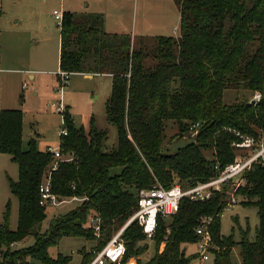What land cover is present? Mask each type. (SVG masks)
Masks as SVG:
<instances>
[{"label":"trees","instance_id":"16d2710c","mask_svg":"<svg viewBox=\"0 0 264 264\" xmlns=\"http://www.w3.org/2000/svg\"><path fill=\"white\" fill-rule=\"evenodd\" d=\"M175 2L181 15L179 34L151 40L155 44L151 50L144 38L136 49L130 35L107 33L100 15L64 13L60 70L68 75L112 76L106 113L108 122L118 129L119 145L106 151L107 132L92 126L87 136L66 108L68 134L61 136L59 150L69 158L53 171V156L39 151L36 141L28 150L22 148V112L1 110L0 153L9 155L19 169L18 180H10L19 214L16 231L9 226L10 209L0 224V264H69L70 257L59 254L53 258L49 253L66 237L97 242L90 252L82 251L81 264H90L95 252L135 213L139 190L156 183L167 189L178 183L188 189L208 182L218 175L217 165L223 170L234 163L237 151L233 144L240 141L234 131L260 137L264 131V0ZM151 58L156 63L147 66ZM226 90L259 92L262 100L225 104ZM168 120L177 124L180 136L190 134L199 123L195 142L166 154L163 143ZM206 152L214 158L209 160ZM46 179L61 201L78 198L82 203L41 230L47 209L40 204V186ZM245 181L236 196L244 197L243 205L258 208L260 224L254 242L245 237L239 243L241 263L264 264V167L255 165ZM228 189L225 186L206 202L184 199L170 220H160L152 242L155 255L139 264H190L198 255L187 256L183 246L199 241L194 230L202 216L215 217L211 228L214 264H235L232 253L238 244L220 233ZM93 216L102 220L100 239L85 228ZM29 237L34 239L32 246L17 248ZM123 239L127 258L150 249L137 223L125 230Z\"/></svg>","mask_w":264,"mask_h":264},{"label":"rangeland","instance_id":"374dc122","mask_svg":"<svg viewBox=\"0 0 264 264\" xmlns=\"http://www.w3.org/2000/svg\"><path fill=\"white\" fill-rule=\"evenodd\" d=\"M85 4L83 0H4L3 2L0 33L3 40L8 43L7 54L13 63L10 68L17 71L0 76L6 77L10 85L6 91L10 99L9 106L13 107V110H20L23 115L22 148L24 150L29 149L32 141H36L37 148L41 152H46L48 148L60 147L64 114L55 111L60 100L68 108L77 128H82L87 136L91 134L92 126L100 132H107L104 149L111 151L118 148V129L108 122L106 113L107 102L112 93V76L103 74L90 79L82 74H71L63 87V93L59 91L61 26L54 12L58 11L62 14L64 10L73 12ZM128 14L129 23H125L121 34L130 35L136 49L139 48V40L142 38L151 50L155 47L151 40L158 37H177L179 34L174 32V28H179L180 20V10L175 0H134ZM167 17L169 21L165 22ZM155 63L156 60L151 58L147 66ZM52 70L55 71L54 74L47 75V72ZM29 75L36 76V80H31ZM252 97L253 94L248 91L226 90L224 103L232 104L250 100ZM178 132L177 124L173 120H168L163 143L166 154H175L179 149L195 142L190 134L180 136ZM260 136L264 141V131ZM205 155L209 160L214 158L210 152H206ZM68 158L64 157V159ZM18 178L17 164L9 155L0 153V224L5 223V214L10 209L9 226L12 231H16L18 227L19 203L11 193L10 180L17 181ZM156 185L161 184L156 183ZM234 199L236 203L223 211L220 233L222 238L232 239L238 244L232 253V260L235 264H242L239 243L245 237L251 242L255 241L260 220L256 206L243 205L245 199L242 196H236ZM81 203V201L68 200L61 204L46 206L47 218L40 225L41 230H46L52 219L67 214ZM146 243L150 249L142 255L143 262L149 261L155 255L154 243L150 241ZM146 243L142 242V245ZM33 244L34 239L29 237L17 248L30 247ZM96 245V241H88L82 237H66L56 247L50 248L49 253L53 258H57L59 254L70 257L69 264H81L82 251L85 249L90 252ZM183 249L187 256L198 253L196 244H185ZM32 263L42 264L37 261ZM190 264H214V258L211 256L210 261L202 262L198 256Z\"/></svg>","mask_w":264,"mask_h":264},{"label":"built area","instance_id":"2783aa9c","mask_svg":"<svg viewBox=\"0 0 264 264\" xmlns=\"http://www.w3.org/2000/svg\"><path fill=\"white\" fill-rule=\"evenodd\" d=\"M54 15L60 22L63 21V14L55 11ZM177 33V30L175 31ZM68 73H60L61 87L60 92L63 93V87L66 84ZM262 100V95L256 92L249 100L250 103L258 104ZM59 114H64L66 107L63 105L62 100L55 108ZM201 125L198 123L191 128L190 137L196 138ZM240 138V141L234 143L233 146L237 151L235 161L233 164L228 165L223 170H220L219 165L215 167L218 175L205 183H199L194 187L184 189L180 184H175L167 189L161 185H154L151 188L141 189L137 193V209L135 213L129 218L126 224L116 232L108 244L101 250H98L95 258L90 264H139L143 260V256H131L127 258L126 245L123 239L125 230L137 223L145 236L146 241L153 242L157 232L160 220L168 221L174 216L184 199L191 202H206L210 200L213 195L218 192L221 193L224 187H229L227 191L228 200L225 210L236 203V191L239 188L245 187V176L251 172L255 165L264 167V141L261 136L255 138L253 136L241 135L234 131ZM61 136L68 134L67 129L64 127L60 132ZM47 151L53 156L55 160L52 170L58 169L59 162L65 161L63 154L58 149L48 148ZM69 161V160H67ZM41 202L43 207L61 204L68 200L61 201L55 194L51 192L50 181L46 179L40 186ZM73 201H81L78 198L71 199ZM223 212L220 214L222 217ZM100 216H93L89 219L86 229H90L96 239H100L102 235ZM215 222L214 216H202L195 228V234L199 237L196 243L198 247L197 255L201 258L202 262L210 261L213 256V250L216 247L213 244L211 228ZM165 244L160 247V252L164 250Z\"/></svg>","mask_w":264,"mask_h":264},{"label":"crops","instance_id":"0c3cea01","mask_svg":"<svg viewBox=\"0 0 264 264\" xmlns=\"http://www.w3.org/2000/svg\"><path fill=\"white\" fill-rule=\"evenodd\" d=\"M86 3L84 6L78 8L76 11L64 10L63 15L66 12L69 13H91L102 16L104 29L109 34H121L123 33V27L125 23H129V14L128 12L131 9V6L134 4V0H83ZM88 1V3L86 2ZM4 0H0V23H2V9H3ZM168 12H170L168 10ZM174 18V14H173ZM57 20V19H56ZM58 21V20H57ZM165 22L169 21V18L164 20ZM19 20L17 21V23ZM181 23V15L179 20V28H174V32L177 30L179 32ZM1 32V30H0ZM8 43L3 40L0 33V74L11 73L13 70V63L7 54ZM59 61H60V44H59ZM58 68V66H57ZM60 68V67H59ZM61 71V70H60ZM55 71H49L48 74H54ZM15 73V72H13ZM18 73V72H17ZM41 73V72H40ZM43 74V73H42ZM44 75V74H43ZM86 78H94L95 74H82ZM88 75H91L88 76ZM30 79L35 81L36 76L29 75ZM10 85L8 79L4 76H0V111L1 110H13L10 105L9 95H6V91L9 89ZM37 95V93H35Z\"/></svg>","mask_w":264,"mask_h":264},{"label":"water","instance_id":"95a60500","mask_svg":"<svg viewBox=\"0 0 264 264\" xmlns=\"http://www.w3.org/2000/svg\"><path fill=\"white\" fill-rule=\"evenodd\" d=\"M88 76H90V77H91V75H88Z\"/></svg>","mask_w":264,"mask_h":264}]
</instances>
